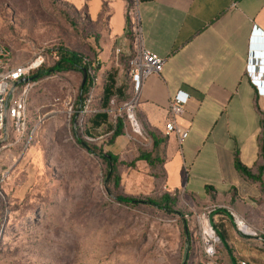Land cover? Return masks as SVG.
Listing matches in <instances>:
<instances>
[{
    "label": "crops",
    "instance_id": "crops-1",
    "mask_svg": "<svg viewBox=\"0 0 264 264\" xmlns=\"http://www.w3.org/2000/svg\"><path fill=\"white\" fill-rule=\"evenodd\" d=\"M59 1L78 12L83 8L98 40L99 69L89 91L93 112L81 129L84 139L123 158L131 142L124 106L135 98L138 127L162 142L166 191L184 197L189 208L211 210L208 223L220 237L216 257L222 264H264V197L257 183L234 168L237 159L256 176L262 165L264 0H137L140 47L164 64L135 96L126 72V59L137 48L127 33L131 0ZM176 95L187 96L174 118L187 134L181 143L164 133ZM118 120L122 135L107 145ZM236 221L252 234L239 232Z\"/></svg>",
    "mask_w": 264,
    "mask_h": 264
},
{
    "label": "rangeland",
    "instance_id": "rangeland-1",
    "mask_svg": "<svg viewBox=\"0 0 264 264\" xmlns=\"http://www.w3.org/2000/svg\"><path fill=\"white\" fill-rule=\"evenodd\" d=\"M97 41L83 8L0 0V43L10 49L12 67L41 51L43 68H51L60 47L92 59ZM80 83L55 76L18 89L25 90L23 128L7 120L0 131V264H222L206 258L201 244L197 218L211 210L189 208L181 195L171 214L117 202L159 199L165 175L160 166H128L150 144L125 115L130 155L116 166L118 182H108L101 154L82 147Z\"/></svg>",
    "mask_w": 264,
    "mask_h": 264
},
{
    "label": "built area",
    "instance_id": "built-area-1",
    "mask_svg": "<svg viewBox=\"0 0 264 264\" xmlns=\"http://www.w3.org/2000/svg\"><path fill=\"white\" fill-rule=\"evenodd\" d=\"M131 4L132 9L130 11V26L133 41L135 42L137 48L135 53L127 60L126 72L131 82L133 94L135 96L145 79L153 75H159L161 73L164 60L140 47V29L138 25L139 20L137 13V0H131ZM118 53L119 52L116 51V54ZM10 57V51L4 45L0 44V131L6 125L7 120L15 125L18 131L23 128L26 110L25 90L19 91L18 89L22 84H27V86H29L30 82H36L30 78L31 74L36 72L41 67L44 61L42 52L39 51L27 63L12 67L8 63ZM90 100L91 94L89 93L84 103L78 105V107L76 108V117L91 114L93 112L89 107ZM186 101L187 96L182 98L179 95H176L169 102L167 110L171 119L164 125L165 135H174L179 143L185 140L187 134L175 124L174 118L182 114ZM134 102L135 98H132V100L124 106L126 117L128 118L129 122L130 117H133ZM134 122L135 128L138 130L139 127L136 121ZM136 133H139V131H137ZM207 218L204 216V214L197 218L198 223L200 224L201 244L203 253L206 258L214 259L216 258V247L220 243V237L215 229L210 226ZM204 219L207 220L209 226L208 231L203 226ZM237 228L239 232L245 234L239 229V227Z\"/></svg>",
    "mask_w": 264,
    "mask_h": 264
},
{
    "label": "trees",
    "instance_id": "trees-1",
    "mask_svg": "<svg viewBox=\"0 0 264 264\" xmlns=\"http://www.w3.org/2000/svg\"><path fill=\"white\" fill-rule=\"evenodd\" d=\"M58 2H60V1L58 0ZM87 21H88V19H87ZM88 26H89V24H88ZM127 33L132 38L130 24L127 27ZM93 37L95 38L94 35H93ZM0 44H2V43H0ZM2 45H4V44H2ZM97 45H98V43H97ZM4 46L10 51L8 46H6V45H4ZM96 50H97V48L95 49V51L92 54V59L86 60L85 58L81 57L80 55L73 53V52H70V51L60 47V48L54 50V53H53V55L56 59L55 64L51 68L45 69V68H43V65H44V61H43V64L41 65V67L36 72L31 74L30 78L33 81L37 82L43 78L49 79V78H54L56 76V77H59L60 80H63V81L69 80L70 82H75V79L77 78V75H78L80 77V82H82L81 69H84V71L86 72V81L82 86L80 83V87L78 89V100H80L81 104H82L86 100V97L89 94V91L91 90V88L93 86V81L95 79V75L99 69L98 60L95 57ZM10 53H11V51H10ZM11 58H12V55H11L9 61H11ZM43 59H44V56H43ZM127 60H128V58L126 59V71H127ZM69 72H71L74 76H69V77L66 76V74H68ZM104 93H107V90H105ZM89 107L91 109V100H90ZM90 115L91 114H86V115L77 117L78 118V124L80 127V138L82 140L83 145L81 143L80 144L86 150V152L89 154L93 155V154H95V152H97L98 154L99 153L101 154L99 156L100 160L107 166V169L110 170V172H108V174H107L108 182L112 180L113 182L117 183L118 178H117V174H116V166L118 163L123 164V163H121V161L122 162L127 161L125 159L127 156L130 155L129 152L131 151V142H130V149L128 150V152H126V154L123 158L121 156H114L110 153L103 152L102 149H97L93 145L89 144L84 139V136L82 135L81 129L84 128V126H85ZM140 129L142 130L143 134H145L151 140L150 151L149 152L137 151V155H132L131 160H133V161H131L128 166H132L135 162H143L149 168H152L155 166H160L162 171H163V168H162V162L163 161L159 157V145L162 143L161 140H158L153 134L145 131L143 128H140ZM120 135H122V123H121V120H118L116 123V129H115L114 133L112 134V136L108 139L106 144L107 145L111 144L113 139L120 136ZM259 154H260V158L262 160V165L258 169L256 176H253L250 173V171H248L246 168H244L239 163V161L237 159L234 160V168L240 175H242L247 180H250L252 182L257 183L260 186L261 194L264 197V184L261 181V176L264 173V137H262L260 139ZM107 158L109 159V162L107 161ZM119 159H120V161H119ZM206 192L209 193L210 189L206 188ZM176 196H178V194L176 192H172V193L166 192L157 200L147 199V200H144L142 202L130 200L127 198H117L116 200L120 204H125V205L142 204V205H146L149 207L157 208L159 210H162L166 213L171 214V213H173L172 207L174 205H176V203H177V199H176L177 197Z\"/></svg>",
    "mask_w": 264,
    "mask_h": 264
},
{
    "label": "bare ground",
    "instance_id": "bare-ground-1",
    "mask_svg": "<svg viewBox=\"0 0 264 264\" xmlns=\"http://www.w3.org/2000/svg\"><path fill=\"white\" fill-rule=\"evenodd\" d=\"M135 120H134V118L133 117H130V125L134 128V131L135 132H137V131H139V130H137L136 128H135V122H134ZM236 224H237V227H239V229L243 232V233H245V234H247V235H251L252 234V232H251V230L245 225V224H243L242 222H240V221H236ZM203 226L206 228V230L208 231V223H207V220L206 219H204L203 220Z\"/></svg>",
    "mask_w": 264,
    "mask_h": 264
},
{
    "label": "water",
    "instance_id": "water-1",
    "mask_svg": "<svg viewBox=\"0 0 264 264\" xmlns=\"http://www.w3.org/2000/svg\"><path fill=\"white\" fill-rule=\"evenodd\" d=\"M263 42H264V40H263ZM81 74H82V82H81V86H82L86 81V72L84 71V69H81ZM107 161L109 162L108 158H107ZM108 172H110V170H108Z\"/></svg>",
    "mask_w": 264,
    "mask_h": 264
}]
</instances>
